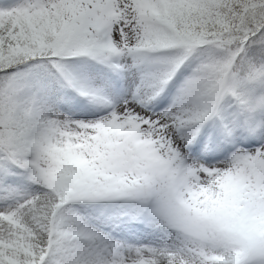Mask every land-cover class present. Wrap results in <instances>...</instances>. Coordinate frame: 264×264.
Returning <instances> with one entry per match:
<instances>
[{
	"label": "snow or ice",
	"instance_id": "snow-or-ice-1",
	"mask_svg": "<svg viewBox=\"0 0 264 264\" xmlns=\"http://www.w3.org/2000/svg\"><path fill=\"white\" fill-rule=\"evenodd\" d=\"M0 264H264V0H0Z\"/></svg>",
	"mask_w": 264,
	"mask_h": 264
}]
</instances>
